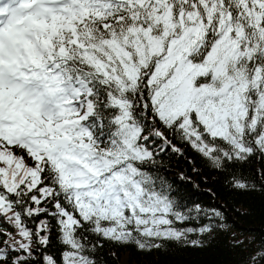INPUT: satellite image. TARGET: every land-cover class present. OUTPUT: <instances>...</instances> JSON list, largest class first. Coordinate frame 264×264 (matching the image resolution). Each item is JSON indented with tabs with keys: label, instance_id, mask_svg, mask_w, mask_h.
I'll use <instances>...</instances> for the list:
<instances>
[{
	"label": "snow or ice",
	"instance_id": "6c2138e0",
	"mask_svg": "<svg viewBox=\"0 0 264 264\" xmlns=\"http://www.w3.org/2000/svg\"><path fill=\"white\" fill-rule=\"evenodd\" d=\"M166 133L217 168L264 158V0H0V264L188 242L144 168Z\"/></svg>",
	"mask_w": 264,
	"mask_h": 264
},
{
	"label": "trees",
	"instance_id": "16d2710c",
	"mask_svg": "<svg viewBox=\"0 0 264 264\" xmlns=\"http://www.w3.org/2000/svg\"><path fill=\"white\" fill-rule=\"evenodd\" d=\"M166 135L170 143L163 150L164 142L153 138L149 147L155 156L144 168L189 217L175 227L194 229L187 241H199L200 246L193 247L184 240H162L157 241L159 248L141 250L134 242L103 241L94 251L97 264H246L249 254L264 242V158L256 154L235 169L217 168L189 144L171 133ZM233 172L252 178L255 189L234 190ZM204 226L212 231L200 233ZM58 248L53 240L49 251L57 252Z\"/></svg>",
	"mask_w": 264,
	"mask_h": 264
}]
</instances>
